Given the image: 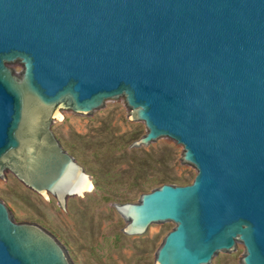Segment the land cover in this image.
<instances>
[{
  "label": "water",
  "instance_id": "1",
  "mask_svg": "<svg viewBox=\"0 0 264 264\" xmlns=\"http://www.w3.org/2000/svg\"><path fill=\"white\" fill-rule=\"evenodd\" d=\"M127 104L136 153L184 149L186 185L116 204L156 264H264V0H0V184L18 179L71 219L92 175L58 131ZM0 264H86L0 199Z\"/></svg>",
  "mask_w": 264,
  "mask_h": 264
},
{
  "label": "rangeland",
  "instance_id": "2",
  "mask_svg": "<svg viewBox=\"0 0 264 264\" xmlns=\"http://www.w3.org/2000/svg\"><path fill=\"white\" fill-rule=\"evenodd\" d=\"M130 115L127 104H114V110L102 120L71 115L59 129L71 154L92 173L94 184L92 192L76 196L71 219L58 200L40 198L18 179L13 186L0 184V199H7L24 222L51 226L79 248L86 264H156L157 251L174 228L164 231L156 226L149 240H131L124 233L128 221L115 205L127 200L137 203L143 193L156 189L135 188V158L155 166L149 173L187 182L197 175V171H187L184 149L172 143L139 153L136 147L117 144L121 137L140 138L147 133L145 124L134 126ZM96 151L102 160L97 161ZM107 169H111L110 175H106ZM244 255L245 251L237 259L226 256L219 264H243Z\"/></svg>",
  "mask_w": 264,
  "mask_h": 264
},
{
  "label": "trees",
  "instance_id": "3",
  "mask_svg": "<svg viewBox=\"0 0 264 264\" xmlns=\"http://www.w3.org/2000/svg\"><path fill=\"white\" fill-rule=\"evenodd\" d=\"M139 138H128L126 136L118 139L117 144H121L124 148H129L132 146L133 142L138 140ZM97 161L102 160L100 157V152L96 151ZM74 157V156H73ZM75 158V157H74ZM76 159V158H75ZM77 160V159H76ZM135 175L133 178V185L135 188L141 190L153 189L157 188L164 184H172V185H186L187 181H182L180 179L174 177H165L159 173H149L150 170H153L155 166L147 159H140L139 161L135 158ZM106 175H110L112 173L111 169H107L105 171ZM96 184V182H95ZM99 187V186H98ZM129 200L126 201L128 203Z\"/></svg>",
  "mask_w": 264,
  "mask_h": 264
},
{
  "label": "bare ground",
  "instance_id": "4",
  "mask_svg": "<svg viewBox=\"0 0 264 264\" xmlns=\"http://www.w3.org/2000/svg\"><path fill=\"white\" fill-rule=\"evenodd\" d=\"M93 190H94V184H93V182H92V180L90 178L89 181H88V183H87V185H86L85 190H83L82 192H80L78 195L79 196H83V195H85L88 192H92Z\"/></svg>",
  "mask_w": 264,
  "mask_h": 264
}]
</instances>
